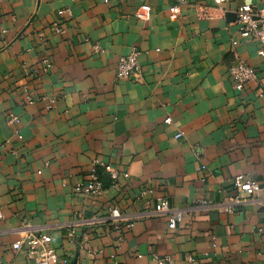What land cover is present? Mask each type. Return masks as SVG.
I'll return each instance as SVG.
<instances>
[{
    "label": "crops",
    "instance_id": "0c3cea01",
    "mask_svg": "<svg viewBox=\"0 0 264 264\" xmlns=\"http://www.w3.org/2000/svg\"><path fill=\"white\" fill-rule=\"evenodd\" d=\"M177 3L0 0V264H27L24 249H10L30 232L48 235L66 264H157L152 254L172 264H264V57L240 36L236 15L264 0H181L171 21ZM142 4L148 21L135 18ZM198 6L212 18L198 19ZM132 49L141 72L119 80L118 58ZM238 61L257 74L241 92L228 75ZM95 160L105 191L74 193ZM103 165L129 173L122 189L110 187ZM237 175L260 191L220 211L238 195ZM143 189L153 190L148 208L134 199ZM159 198L183 214L173 230L153 212Z\"/></svg>",
    "mask_w": 264,
    "mask_h": 264
},
{
    "label": "built area",
    "instance_id": "2783aa9c",
    "mask_svg": "<svg viewBox=\"0 0 264 264\" xmlns=\"http://www.w3.org/2000/svg\"><path fill=\"white\" fill-rule=\"evenodd\" d=\"M50 1V0H47ZM228 0H213L215 5H220ZM181 0L178 3L171 5L168 8L169 19L171 21H176L181 13L180 9ZM59 16L63 14L70 15V11L60 10L57 12ZM237 24L239 29V34L242 38H251L258 42V55L264 57V6L261 8H255L250 5H243L237 9ZM135 18L140 21H148L151 18V7L147 4H142L137 12L135 13ZM198 19L207 20L211 19L212 16L209 13V8L206 6H198ZM52 29L56 34H63L65 29L57 22L52 24ZM235 45V42H232ZM93 50L96 53H101L102 50L99 46L93 45ZM139 52L136 49L126 55L118 58L116 66V77L119 80H128L136 78L141 72V66L138 60ZM50 68V64L46 63L42 69L44 72ZM228 75L234 84V89L237 92L244 90L245 86L249 83H257V74L254 68L248 64L241 61L236 62L234 65L230 66L228 69ZM24 101L25 103H32L34 100L31 94L23 89ZM259 97H264L263 91H258ZM37 101L43 103L46 110H50L53 106V99L42 96L37 99ZM7 122L14 128L20 123V119L17 115L9 113L7 115ZM14 134L18 139L21 136L18 134V129H14ZM182 136V133L176 134L175 138ZM98 161H94L92 168L90 169L87 178L84 182H79L72 186V190L76 194H86L92 196H99L105 191V187L99 178L97 172ZM104 172L108 175L110 179V187L116 190H120L123 187L124 182L129 180L128 172H120L110 165L102 166ZM232 186L237 192V197L232 199V203L229 205H223L219 207L220 211L226 213H233L234 205L240 204L244 199L242 196L252 197L260 191L259 185L252 179L244 176L237 175L232 180ZM152 189L140 190L134 197L135 201L138 202L142 207L148 208L152 205L151 194ZM110 216L113 219H120L121 212L117 207L110 208ZM153 212L155 214L166 215L167 216V227L170 230L176 228L183 219V214L181 211L176 209H171L169 204L164 199H158L154 204ZM3 219L2 211L0 209V220ZM67 237L73 239L75 236V231L73 229L67 232ZM51 238L45 234H35L28 233L26 236L22 237L20 240L15 241L11 245V252H17L20 250L26 251L27 264H66V261L59 259L55 251L50 246ZM141 256H138L140 258ZM152 260L157 264H172V260L169 256L159 257L156 254L151 255ZM110 264H119V262L111 257Z\"/></svg>",
    "mask_w": 264,
    "mask_h": 264
}]
</instances>
